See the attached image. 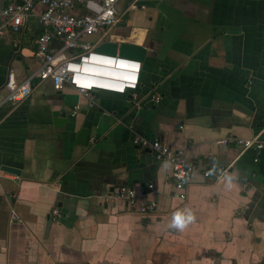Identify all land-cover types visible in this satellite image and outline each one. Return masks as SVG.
I'll use <instances>...</instances> for the list:
<instances>
[{"label": "crops", "instance_id": "1", "mask_svg": "<svg viewBox=\"0 0 264 264\" xmlns=\"http://www.w3.org/2000/svg\"><path fill=\"white\" fill-rule=\"evenodd\" d=\"M122 1L118 24L85 41L147 47L137 97H86L35 77L30 97L0 109V264H264V148L220 143H264V0ZM39 12L0 36V101L10 68L20 81L40 68ZM87 12L79 1L74 13ZM63 113L69 124L57 128ZM82 127L91 129L85 146ZM138 137L195 163L186 200L174 197L171 164ZM117 186L157 211L142 216L112 199Z\"/></svg>", "mask_w": 264, "mask_h": 264}, {"label": "built area", "instance_id": "2", "mask_svg": "<svg viewBox=\"0 0 264 264\" xmlns=\"http://www.w3.org/2000/svg\"><path fill=\"white\" fill-rule=\"evenodd\" d=\"M79 1L83 2L87 13L81 15L74 13ZM120 1L122 0H13L1 5L0 36L5 33H21L36 8H40L41 32L35 40V57L40 62L39 70L20 81L16 77L15 69L10 68L5 85L7 94L5 99L0 101V109L4 104H18L30 97L35 77L49 81L56 90H62L65 85H69L86 97H91L95 91L131 93L137 97L143 70L142 63L121 57L119 51L115 56L98 53L94 50L95 46L85 41L86 38L102 30L108 31L118 24ZM131 63L138 65L135 75L132 73ZM99 76L106 78H103V81L97 79ZM151 99L159 102L160 96L153 95ZM135 143L142 148L153 150L157 160L171 164L175 185L174 197L181 201L186 200L189 177L196 169L195 163L187 158L183 150L175 149L161 140L149 141L138 137ZM220 143L234 144L243 150L264 148V143L257 138L227 137ZM207 163L215 164L216 158L209 156ZM228 171V166L217 168V178L223 177ZM211 175V169H207L205 176ZM149 189H153V185H149ZM141 196L142 194L129 186H117L110 194L114 200L126 201L142 216L155 213L157 203L155 201L139 203ZM53 215L56 219L62 216L58 208L53 209Z\"/></svg>", "mask_w": 264, "mask_h": 264}, {"label": "water", "instance_id": "3", "mask_svg": "<svg viewBox=\"0 0 264 264\" xmlns=\"http://www.w3.org/2000/svg\"><path fill=\"white\" fill-rule=\"evenodd\" d=\"M94 50L98 53L113 55V56H115L119 51V55L121 57L137 60L141 63L145 61L146 56L148 54L147 47L134 43L124 42V41L122 42L107 41L98 45ZM53 123L57 128H63L65 124L66 125L69 124V118L66 117V113H63L61 117H55L53 119ZM90 137H91V129L88 127H82L77 133L76 143L78 145H83V146L88 145L90 142ZM2 169L4 171L19 174V170L12 167L4 166L2 167Z\"/></svg>", "mask_w": 264, "mask_h": 264}, {"label": "bare ground", "instance_id": "4", "mask_svg": "<svg viewBox=\"0 0 264 264\" xmlns=\"http://www.w3.org/2000/svg\"><path fill=\"white\" fill-rule=\"evenodd\" d=\"M132 64V73H134V75H135V72H136V70L138 69L137 67H138V65L137 64H134V63H131ZM134 65V66H133ZM103 78H106L105 76H99L97 79H101V80H103L104 81V79Z\"/></svg>", "mask_w": 264, "mask_h": 264}, {"label": "rangeland", "instance_id": "5", "mask_svg": "<svg viewBox=\"0 0 264 264\" xmlns=\"http://www.w3.org/2000/svg\"><path fill=\"white\" fill-rule=\"evenodd\" d=\"M127 0H123L122 2H126ZM135 14V10H132L131 11V16H130V18H132L133 17V15ZM125 31L126 30H124V33L123 34H121V36H120V38H126V36L124 35L125 34Z\"/></svg>", "mask_w": 264, "mask_h": 264}, {"label": "trees", "instance_id": "6", "mask_svg": "<svg viewBox=\"0 0 264 264\" xmlns=\"http://www.w3.org/2000/svg\"><path fill=\"white\" fill-rule=\"evenodd\" d=\"M40 34V33H39Z\"/></svg>", "mask_w": 264, "mask_h": 264}]
</instances>
